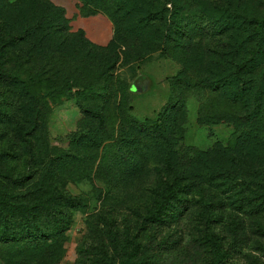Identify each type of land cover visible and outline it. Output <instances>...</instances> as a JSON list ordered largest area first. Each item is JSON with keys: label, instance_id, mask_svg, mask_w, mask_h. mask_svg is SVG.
Listing matches in <instances>:
<instances>
[{"label": "rangeland", "instance_id": "rangeland-1", "mask_svg": "<svg viewBox=\"0 0 264 264\" xmlns=\"http://www.w3.org/2000/svg\"><path fill=\"white\" fill-rule=\"evenodd\" d=\"M89 5L94 13L83 0H0V45L11 44L9 54L14 55L3 56L1 47L0 203L20 206L29 217L30 232L41 238L36 247H22L7 246L0 236V264H110L105 261H114L122 250L120 246L115 253L112 241L131 243L138 235V240H147L151 227L143 217L151 191L164 186L167 173L145 153L132 173L121 167L114 174L115 164L103 166L102 160L115 154L120 136L126 155L133 158L126 136L134 137L137 122L160 117L176 91L172 84L180 89L175 75L181 69L196 81L201 67L195 63L204 64L202 58L205 63L229 62L233 37L242 36L238 31L231 37L212 34L211 16L219 14V8L252 19L264 15V0H95ZM99 13L112 23V37L105 45L91 42L75 27L79 16ZM155 16L160 18L150 19ZM194 17L199 20L196 34L190 29ZM29 22L34 24L31 41L22 26L17 28ZM168 23L185 34V42L193 34L187 55L170 56L158 43L159 30ZM204 106L208 109L195 97L186 98L181 132L174 134L180 155L191 147L204 152L225 144L233 131L224 109L215 112L212 103ZM251 189L257 190L250 200L255 206L260 190ZM52 194H68L77 206L70 209L61 197L62 202L52 201ZM226 194L219 189L206 224L196 209L181 216L179 227L171 229V240L179 239L184 249L164 254L166 260L264 264V236L256 226L257 220L264 224V217L236 209ZM188 197L191 204L198 198ZM38 202L45 209L37 211ZM17 217L10 229L14 236L25 228ZM8 220L0 215V224ZM57 223L58 233L40 235L36 228ZM152 232L167 238L168 229L161 226ZM209 232L226 254L219 261L196 238L206 241L202 235Z\"/></svg>", "mask_w": 264, "mask_h": 264}, {"label": "trees", "instance_id": "trees-1", "mask_svg": "<svg viewBox=\"0 0 264 264\" xmlns=\"http://www.w3.org/2000/svg\"><path fill=\"white\" fill-rule=\"evenodd\" d=\"M94 1L83 0V6L87 8ZM89 11H91L89 13H94L93 10ZM218 13L216 16H211L214 19L211 23L212 34L227 33L230 36L238 31L237 34L242 36L241 39L238 36L233 37L235 43L230 44L229 62L223 65L210 59L205 63L202 58L204 64L195 63L201 67L200 76L196 81L186 74L184 68L181 69L175 75L177 76L175 79H179L180 89L177 84H172L176 91L173 97L170 96L160 117L155 120L137 122L135 127H132V131L136 132L134 137L126 136L129 138L127 146L131 148V153L128 155L133 158H128L126 155L128 149L122 144L123 138L120 136L117 139L119 145L116 147L115 154L102 160L103 166L112 167L115 164L114 174H117L121 167L126 173H132L141 163L142 153H145L153 164L162 165L167 173V178L163 181L164 186L158 191H151V204L143 217V221L151 227L147 240L144 242L138 240L140 237L138 235L132 239L131 243L122 244L115 240L112 241L115 245V253L121 246V256H115L114 261L105 262H110V264H179L178 260H166L164 256L169 251L184 249L179 248V239L171 240V229L179 227L178 222L181 216L192 213V209H196L197 213L205 217L204 224L211 221L208 217L212 213L213 208L211 207L214 200L219 197L217 195L219 189L224 194L228 193L224 196L232 201L236 209L246 208L244 211L264 217V15L256 19L246 18L243 14L225 7L219 8ZM157 18L160 17L155 16L150 19L156 20ZM191 21L190 29L193 34H196L199 20L194 17ZM19 25L22 26L24 34L30 35L29 41H31L34 24L32 22L23 25L18 23L17 28ZM163 28H165L164 31L159 30L158 43L164 46L170 56L187 55L193 34L188 36L189 41L185 42V34L181 36L177 28L170 26L169 23L160 29ZM15 37L13 36V40L17 39ZM178 38L180 40L177 48L175 43ZM16 42L19 43V41ZM9 46L11 44L4 46L1 44L0 50L2 47L3 56L14 59V55L9 54ZM11 78L14 81L18 79L16 75H11ZM188 96L199 100L205 109L208 108L204 104L211 103L214 105L215 112L224 109L223 113L233 127L225 144H216L204 152L191 147L192 149H188L189 152H186V155L178 153L176 146L178 141L174 138V134L178 132V129L180 131L181 121L186 114ZM120 115L123 116L122 112ZM96 118H100V115ZM114 174H109V177L115 180ZM122 177L124 179V174ZM178 183H181L182 187ZM251 188L260 190L259 197L256 198L258 203L255 206L250 200L257 190L252 191ZM191 194L202 199L196 198L191 204V197H188ZM50 197V200L57 201L61 196L52 194ZM61 199L64 201H59H63L64 205L70 209L77 206L74 203L75 198L68 194ZM0 205V215L4 216V220L9 218L8 221L0 224L1 242L7 246L22 244V247H36L37 241L41 238L30 232L29 220H26L29 218L27 213L16 204L7 206L0 203ZM35 206L37 211L45 209L42 202H38ZM17 215L23 219L25 228L19 236H14V233L10 234V229L15 225V217L19 218ZM161 226L167 227V238H158L155 232H152ZM256 226L260 228L264 236V224H260L257 220ZM37 227L40 235L58 233L61 229L58 223L57 226L47 224L36 225ZM202 237L206 241L196 236L203 248L212 253L217 261L226 256L213 232L205 233ZM105 250L101 249L103 251L101 254H105L104 256L107 255ZM104 256L102 258H108ZM58 259L56 258V261Z\"/></svg>", "mask_w": 264, "mask_h": 264}, {"label": "crops", "instance_id": "crops-1", "mask_svg": "<svg viewBox=\"0 0 264 264\" xmlns=\"http://www.w3.org/2000/svg\"><path fill=\"white\" fill-rule=\"evenodd\" d=\"M75 27L82 29L85 36L98 45L107 44L112 37V23L102 13L87 17L79 16Z\"/></svg>", "mask_w": 264, "mask_h": 264}]
</instances>
